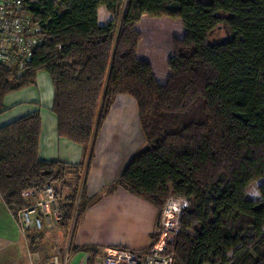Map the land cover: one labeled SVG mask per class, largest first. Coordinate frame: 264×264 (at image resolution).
<instances>
[{
	"label": "trees",
	"instance_id": "trees-1",
	"mask_svg": "<svg viewBox=\"0 0 264 264\" xmlns=\"http://www.w3.org/2000/svg\"><path fill=\"white\" fill-rule=\"evenodd\" d=\"M25 1L42 42L23 72L0 63V114L9 93L48 72L58 133L80 144L84 159L39 157V110L1 126L0 194L9 209L28 205L24 190L66 182L83 166L87 174L103 122L125 93L137 102L146 146L97 194L88 195L86 180L77 204V188L64 202L57 191L62 226H76L118 188L159 210L182 196L188 205L173 264H264V0H128L120 26L124 0ZM101 6L113 14L106 24ZM146 16L178 20L184 32L162 51L138 27ZM222 23L228 36L211 41ZM258 180L255 200L247 190ZM40 238L28 235L31 252ZM70 249L89 253L90 262L100 253L73 241Z\"/></svg>",
	"mask_w": 264,
	"mask_h": 264
},
{
	"label": "crops",
	"instance_id": "crops-1",
	"mask_svg": "<svg viewBox=\"0 0 264 264\" xmlns=\"http://www.w3.org/2000/svg\"><path fill=\"white\" fill-rule=\"evenodd\" d=\"M54 91L50 74L40 71L35 84L5 97L0 127L39 110V157L79 164L84 159L83 147L58 133L57 117L52 111ZM145 144L136 100L131 95L118 94L95 141V156L87 172L88 195H95L115 182ZM158 218L159 209L153 203L118 188L88 207L76 226L73 223L69 243L94 247L100 252L98 257L115 248L145 250ZM29 247L17 215L0 194V264H31ZM74 254L78 262L89 255L83 251Z\"/></svg>",
	"mask_w": 264,
	"mask_h": 264
},
{
	"label": "built area",
	"instance_id": "built-area-1",
	"mask_svg": "<svg viewBox=\"0 0 264 264\" xmlns=\"http://www.w3.org/2000/svg\"><path fill=\"white\" fill-rule=\"evenodd\" d=\"M25 3V0H0V63L17 68L19 73L23 72L33 50L42 42L41 24L32 20ZM40 191L42 196L38 193ZM22 195L28 205L19 210L17 217L25 237L61 221L63 213L52 183H47L42 190H24ZM187 205V199L182 196L168 197L161 212L159 236L145 250H105L93 262L88 254L81 262L76 261L75 254H69V248L65 255L57 253L47 260L40 252H30L31 264H173L174 240L181 228L182 210Z\"/></svg>",
	"mask_w": 264,
	"mask_h": 264
},
{
	"label": "rangeland",
	"instance_id": "rangeland-1",
	"mask_svg": "<svg viewBox=\"0 0 264 264\" xmlns=\"http://www.w3.org/2000/svg\"><path fill=\"white\" fill-rule=\"evenodd\" d=\"M203 1H207V0H203ZM127 4H128V0H124L123 6L120 11V15L118 17L119 26L124 16ZM98 15H99L100 24H106L108 21H110L113 18V14L110 11H108L104 6H101L99 8ZM138 27L140 31L143 33L145 39L149 41L151 44H156L155 46H157V48L163 47L161 48L162 51L165 48H168V46L171 43V40L175 36H180L184 32L183 26L180 23V21L170 19V18H165V17L153 18V17L146 16L141 20ZM227 36H228V31L226 28V24L222 23L220 26L216 27L214 32L211 34L210 40L211 41H221V40H224ZM67 174L68 175L66 177V182L64 181L52 182V185L54 186L56 193L58 191V197L63 202L66 200L68 195L70 196L74 194L73 191L77 188V196H76V204H77L80 199L85 180H87L86 166H83L81 168L80 174L76 173L75 171L68 172ZM77 175H79V177ZM261 183H262V180H258L254 182L248 188L247 195L250 198H253L250 195V193L253 190L259 191V186ZM37 190H42V189H37ZM38 193L40 196H42L41 191ZM260 197L253 198V199L257 200V199H260ZM57 200H58V205H59V199ZM162 209L159 210V218L157 221V227L155 231L153 232V235H156V233H158V231L160 230ZM15 214L18 216L19 210ZM72 225H73V222L65 229L62 226L61 221H60V222H55L52 226H47L41 232L33 231L29 233L31 234V236H36L38 233L41 234V238L37 241L36 246L38 248L37 251L40 252L44 260H47L48 258L50 259L54 254H57V253L65 255L66 250L68 248L70 249L71 243H69V239H70V235L72 232ZM154 240L155 238H152L150 243H152ZM31 251L32 250H30V252ZM71 252L72 251H69V254H71ZM74 258L77 259L75 256ZM98 258H100V256L99 257L97 256L94 260H97Z\"/></svg>",
	"mask_w": 264,
	"mask_h": 264
},
{
	"label": "clouds",
	"instance_id": "clouds-1",
	"mask_svg": "<svg viewBox=\"0 0 264 264\" xmlns=\"http://www.w3.org/2000/svg\"><path fill=\"white\" fill-rule=\"evenodd\" d=\"M250 195L253 197V198H257V197H260L261 196V193L258 191V190H253Z\"/></svg>",
	"mask_w": 264,
	"mask_h": 264
}]
</instances>
